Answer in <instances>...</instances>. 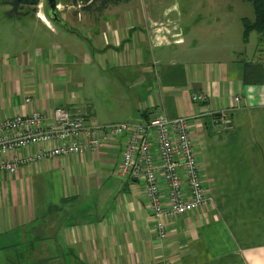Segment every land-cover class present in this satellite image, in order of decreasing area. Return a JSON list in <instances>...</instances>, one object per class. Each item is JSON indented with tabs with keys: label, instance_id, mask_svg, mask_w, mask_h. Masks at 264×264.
<instances>
[{
	"label": "crops",
	"instance_id": "0c3cea01",
	"mask_svg": "<svg viewBox=\"0 0 264 264\" xmlns=\"http://www.w3.org/2000/svg\"><path fill=\"white\" fill-rule=\"evenodd\" d=\"M59 4L61 13L67 4ZM139 6L142 0H131L85 11L79 2L72 14L68 6L70 23L62 18L83 37L59 32L40 10L26 12L43 38L0 54V122L55 108L85 113L99 126L187 118L212 203L167 218L168 236L159 241L144 185L117 176L127 138H115L98 152L0 174V264H264V42L251 33L259 48L247 52L243 15L234 34L197 21V9L182 29L175 7ZM79 66L118 81L130 71L135 96L123 121L105 120L74 90L70 68L77 73ZM195 93L207 102L195 105ZM231 107L224 131L211 115ZM219 157L224 165L208 172L202 161L216 166Z\"/></svg>",
	"mask_w": 264,
	"mask_h": 264
},
{
	"label": "built area",
	"instance_id": "2783aa9c",
	"mask_svg": "<svg viewBox=\"0 0 264 264\" xmlns=\"http://www.w3.org/2000/svg\"><path fill=\"white\" fill-rule=\"evenodd\" d=\"M191 100L202 105L207 96L195 93ZM233 110L213 113V122L230 129ZM124 136L127 142L117 176L144 185L149 218L158 240L163 241L168 236L167 218L203 210L212 203L187 118L157 115L148 121L99 126L85 113L63 108H55L50 115L38 111L17 115L0 122V174L12 175L37 161L98 152L108 141ZM33 147L37 148L33 155H21Z\"/></svg>",
	"mask_w": 264,
	"mask_h": 264
},
{
	"label": "rangeland",
	"instance_id": "374dc122",
	"mask_svg": "<svg viewBox=\"0 0 264 264\" xmlns=\"http://www.w3.org/2000/svg\"><path fill=\"white\" fill-rule=\"evenodd\" d=\"M62 1L66 2L67 6L65 5V7H60V15L64 17L68 23H70L69 19L66 17L68 13H65L68 11L66 10L68 6L70 8L69 14H72L73 11H75L73 9L75 8L71 7L78 5L79 2L82 6L84 4L80 0ZM145 2L146 5L148 4L150 7H175L172 11V15L178 20L177 24L182 29L188 26L193 18H197L198 21L199 18L202 17L203 20L206 19V21L210 24L209 27L215 26L218 29L227 30L235 34L237 32L236 23L238 16L243 15L244 18H248L249 20H253L254 18L253 7L247 0H142V6H139V8L145 6ZM133 3L134 2H131L128 7H132L134 5ZM191 9H197V11H195L196 13L190 20L187 12H190ZM37 10L38 12L39 10L41 11L40 14H42V16H40V18L44 22L51 25L53 28L55 27L58 29L59 32L67 33L57 25L52 24L45 16L44 17L46 19H44L43 11H45V3L43 1L39 4ZM139 11H141V9ZM80 22L83 24L85 21L81 18ZM42 38L43 27L34 16L27 15L26 11L23 10H19V14L17 16L12 15L11 7L8 4L0 2V54H13L12 52H14L15 49L19 50V47L16 48L17 43H21L23 40L29 42L30 39H32L38 40L39 42ZM249 38L250 42L247 52L252 49L259 48L256 36L254 34H249ZM66 50L67 52L76 53L78 55V53L74 51L70 45H68ZM77 69L78 72L75 73L73 72L74 67L70 68L71 73L73 75L75 74V80L78 82V85H73L74 82L72 83L74 90H83L85 96L83 99L85 101L88 99L87 103L94 108L95 112L98 111L101 117L105 120H111L112 122L123 121L122 119L127 116L126 111H129L130 109V102L132 99L134 100L133 97L135 96V92L132 91L135 87V81L131 76H128L129 74H127L130 71H126L127 73L122 75L121 80L118 81L113 77H108L102 74L99 75L93 71L92 67L79 66ZM111 72L114 73L112 70ZM79 75L80 77H78ZM102 91L106 95L105 97ZM222 127L224 131H227L223 125ZM217 158H215L216 162ZM219 161L222 162L223 159L220 158ZM202 162L205 168L208 169V172L210 168L224 165L222 162V164L213 166L211 160L207 158Z\"/></svg>",
	"mask_w": 264,
	"mask_h": 264
},
{
	"label": "trees",
	"instance_id": "16d2710c",
	"mask_svg": "<svg viewBox=\"0 0 264 264\" xmlns=\"http://www.w3.org/2000/svg\"><path fill=\"white\" fill-rule=\"evenodd\" d=\"M12 1L13 0H0V2L5 4H8L9 2ZM80 1L83 2L84 4L83 9L85 11L88 10L90 11V9L94 7H97L98 10H103L109 6H117L119 4L129 3L131 0H80ZM247 1H249L253 7L254 18L253 20H249L248 18L242 19L244 42L248 41L249 34L253 32L259 36L261 42H264V0H247ZM40 3H42V0H20L19 10L26 9L25 10L26 12L35 15L37 13V8ZM46 18L48 19L47 15Z\"/></svg>",
	"mask_w": 264,
	"mask_h": 264
},
{
	"label": "water",
	"instance_id": "95a60500",
	"mask_svg": "<svg viewBox=\"0 0 264 264\" xmlns=\"http://www.w3.org/2000/svg\"><path fill=\"white\" fill-rule=\"evenodd\" d=\"M45 3V13L48 19L61 29L68 33L83 37L81 33L68 24L59 13V0H42ZM8 5L11 7V14L17 16L19 14L20 0H13Z\"/></svg>",
	"mask_w": 264,
	"mask_h": 264
}]
</instances>
